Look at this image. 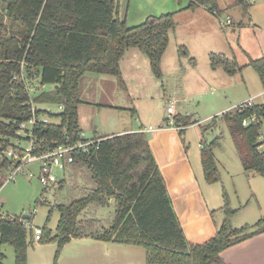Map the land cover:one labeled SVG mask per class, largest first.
<instances>
[{"label": "trees", "instance_id": "1", "mask_svg": "<svg viewBox=\"0 0 264 264\" xmlns=\"http://www.w3.org/2000/svg\"><path fill=\"white\" fill-rule=\"evenodd\" d=\"M193 1L207 4L216 15L223 12L214 0ZM117 2L0 0V187L11 166L1 151L15 137L18 124L30 116L24 84L13 79L15 74L24 70L38 78L41 85H53L50 90L35 95V102L62 105L57 122L34 129L37 140H43L44 149L66 141L72 144L79 138L78 84L84 73L114 76L122 83L119 60L126 49L134 47L147 58L151 73L161 77V57L168 44L169 31L174 27L173 13L148 15L141 23L129 26L125 19L118 18ZM238 3L243 9L249 6L245 0ZM193 5L190 0L187 7ZM12 41L15 44L11 47ZM208 58L212 69L220 65L228 75L251 67L264 88V57L249 58L245 64L217 53H210ZM251 114L258 123L243 126L241 120ZM219 119L227 126L243 169L264 177V151L258 148L264 103L224 112ZM215 121L216 116L211 118L208 127ZM192 123L191 115L174 117V125L182 127L178 130L180 135ZM208 127H201V133ZM217 143V138L209 142L200 140V161L207 183L219 180L213 155ZM73 158L68 171L75 182H83V193L69 202H55L59 212L55 231L51 234L42 227L38 240L56 243L52 264H57L64 244L71 238L82 237L140 246L145 252L146 264H223L224 250L264 232V216L252 224L232 227L230 220L238 209L229 207L224 193L221 209L225 216L214 236L203 244L189 243L147 135L142 131L104 137L89 146L87 152L75 150ZM68 183L65 175L57 185L62 189ZM89 206L113 207L107 227L96 228L95 218H80ZM21 218L0 215V245L12 246L14 264H26L28 239L33 237L32 230L21 224Z\"/></svg>", "mask_w": 264, "mask_h": 264}, {"label": "crops", "instance_id": "2", "mask_svg": "<svg viewBox=\"0 0 264 264\" xmlns=\"http://www.w3.org/2000/svg\"><path fill=\"white\" fill-rule=\"evenodd\" d=\"M156 1H163L161 6L156 7L158 10L156 14L171 12L174 21V27L168 34V44L161 57V77L156 78L151 73L147 58L137 48L130 47L126 49L119 60L122 83L114 76L112 77L115 80L103 78L102 75L104 74L86 72L81 76L78 84V93L81 100L77 107L78 123L81 131L88 138L95 136L107 137L136 131L144 132L147 135L150 149L163 177L186 240L191 244H203L214 236L217 226L221 224L225 215L222 212L223 214L218 221L214 219L215 207L212 206H216L217 209L221 206L212 205L213 202L217 204V200L210 197L212 194L210 191L208 192L205 189L204 193L201 188V183L205 179L200 161V151L198 159L195 158L197 157V152H195L194 161L196 163L193 164L188 155L189 148L185 146L183 134L180 135L176 128L166 126V117L163 119L164 121H159V124L155 127L145 126L140 117L136 115V110L130 106L133 104V99L139 97L141 91L145 89V74L147 75L148 69L157 80L163 81L169 78L170 86L165 88L161 84V88L159 87L156 90L157 92L155 91V96L163 98L164 102L161 101L159 104L161 108L166 106L168 101L173 100L175 102V114L177 115H183L178 111L177 102L184 103L189 99L185 94L193 91L191 90L194 89L192 86H196L204 92L208 88L214 90V87L217 86L229 88L231 91H233L232 86L237 88L236 92L233 91L232 99L230 95H224V97L233 101L229 102L228 105L221 104L213 113L222 114L227 112L228 108H232L237 102L249 98L253 100L254 104H263L264 88L259 78L257 84L255 77L248 72L247 67L249 66L231 75L230 80L226 82L228 84L215 82L213 74L217 70H215L216 68L212 69L209 62L206 66L203 65L202 61V68L195 69H197L198 64L196 50L206 55L207 60H209L210 53L222 54L228 58L234 57L237 61L241 54V56L246 57V63L249 58L264 57V1L257 2L254 0L252 3H248L247 9H243L238 0H214L215 6L223 11L222 15L228 14L232 17L233 26L230 28L233 33L238 29L239 32H236L237 38H234L231 34H224L226 28L220 26L217 15L204 8L203 4L191 0L194 5L187 7L190 1L188 0L184 4L178 1L171 7V4L167 3L166 5L167 0ZM147 14L144 13L142 18L154 15L153 13ZM117 15L118 18L127 20V16L121 18L122 13L119 4ZM172 40L174 41L172 46L174 49L170 46ZM168 47L173 49V52L169 55L171 58L170 63L164 59ZM235 47L238 48L240 54H236ZM194 80H197V83ZM98 82L110 84L112 90L120 85L119 87L126 91L124 95L127 97L128 102L123 105L117 104V95H112L107 98L105 103H102L104 104L102 107L96 108L100 105L98 101L99 91L96 88ZM133 86L136 88L134 89ZM178 89L185 93L177 95ZM176 95L181 97L179 98ZM236 96L237 98L234 99L233 97ZM101 108L103 110H100ZM99 111H103L101 112L103 119L98 118ZM132 115H136L135 119L132 118ZM205 116L209 117L210 114ZM198 120L201 121V119ZM149 126L152 129L149 130ZM240 209L243 210L244 208L241 207ZM250 212L253 213L251 217L255 216L256 213L252 209L249 210L248 216ZM244 215L246 218L247 213ZM256 216L263 217L264 213ZM261 217H258V219ZM258 219H255L253 223ZM248 222L250 221H246L245 224H248ZM80 245H85L89 250L85 252L76 251L72 255L62 256L65 257L62 261L64 263H60L62 260V257H60L59 264H146L144 250L140 252L132 248L133 246L142 248L140 246L115 241H99L87 237L71 238L68 243L62 246L63 255L68 247L77 249V246ZM120 245H125L127 248H120ZM119 250H123L124 253L120 255ZM221 257L223 264H264V232L224 250Z\"/></svg>", "mask_w": 264, "mask_h": 264}, {"label": "rangeland", "instance_id": "3", "mask_svg": "<svg viewBox=\"0 0 264 264\" xmlns=\"http://www.w3.org/2000/svg\"><path fill=\"white\" fill-rule=\"evenodd\" d=\"M178 1H180L181 4L188 2V0H167L166 5L168 3L171 4L172 7V5L176 4ZM256 1L260 2L264 0ZM162 2H158L156 0H118L117 3L119 4V8L122 13L121 18L127 16L126 24L129 26H133L144 21L145 18H142V15L144 13H153L154 15H158L156 14L158 13L156 7L161 6ZM223 17H225V15ZM237 30L238 29H236L235 33H233V30L230 27H227L224 30V34H231L234 38H237L236 32H239ZM14 44L15 41H12L11 47L14 46ZM170 44L171 48L174 49V47H172L174 45L173 40ZM173 49H170L168 47L164 56V59L168 60L169 63L171 60L169 55L173 52ZM234 50L236 54H240L237 47H235ZM196 53H198V56H196L198 64L197 69L195 70H198L200 67L202 68V61L203 65L205 64L207 66L209 60H207L206 55L201 54L200 51L196 50ZM238 63H246V57L241 56L240 54V58L238 57ZM215 68V70H217L216 73L213 74L215 76V82L228 84L226 82L230 80L231 75H228L220 65L216 66ZM247 68L248 72H250L255 77V80L258 84L259 80L256 72L253 71L251 67ZM102 76L103 78L115 80L114 77H110L109 75ZM145 76V89L141 91V95L139 97L137 96V98L133 99V104H131L130 107L136 110L135 113L140 117L143 125H151L155 127L159 124V121H164L163 119L166 117L165 106H163V108L159 106L161 101L164 102L163 98H157L155 96V91L159 87L161 88V84L165 88L169 87L171 82L168 80L169 78H166L163 81L161 80L162 82L160 80H157L151 75L149 69L147 70V75L145 74ZM194 82L197 83V80H194ZM34 84L36 87V90L34 91L35 94H38L41 91H48L53 86L51 84L41 85L38 78L34 81ZM119 86L120 85H118L116 89L112 90V86H110V84H102L98 82L96 84V88L99 91L98 101L100 105H98V107L96 108L99 109L100 107H102L104 105L102 103H105V101H107V98L111 97L112 95H117V104L123 105L127 103L128 99L124 95V92L126 91H124L125 89H121ZM133 88L135 89L136 87L133 86ZM192 88H194L191 89L193 91L189 92V94H185L189 98L186 102H177V107H179L178 111L181 114H191L192 122L195 120V118L201 119L202 121L201 124H192L190 126H187L186 129L182 132L185 139V146L189 148L188 155L192 163H196V161H194L195 152H197V157L195 158L198 159L199 144L201 139H203L205 142H209L214 138H217L218 140V143L213 150V155L219 173V180L212 184H207L205 181H202L201 188L204 193L205 189L208 192L210 191L212 193V196L210 195V197H214V199L217 200V204L213 202L214 204L212 203V205H217V207L219 205L222 207L224 204L225 193L229 202V207L231 209H238V211H236V213L230 220L232 227H241L246 223V221H250L248 222V224L253 223L255 219L261 217L256 215H261V213H264V177L258 175L254 171H246L243 169L237 149L229 135L227 126L221 121V119L219 122V116L221 114L216 112L213 113L216 109L219 108L221 104L228 105L229 102L233 101L231 100V96L234 94L233 91L236 92L237 88L232 86L231 89H233V91H231L229 90V88L217 86L214 87V90L208 88L206 92H204V90H199L196 86H192ZM183 93L185 92H182V90L178 89L177 95H183ZM224 95H230L231 99L224 97ZM237 96L233 98L235 99L237 98ZM177 97L180 98L181 96ZM47 107L52 109L51 106ZM230 109L231 108H228V110ZM100 110H103V108H101ZM99 112L98 118L101 117L103 119V115L101 114V112L103 111ZM211 113L213 114L211 115ZM209 114V117L205 116ZM215 115L217 116L216 121L213 125L208 127L212 123L211 118ZM135 116L132 115V118L135 119ZM203 126H207L208 129L201 133L200 128ZM260 131L263 134L264 122L261 124ZM21 145L26 146L27 142L21 141ZM27 169L32 170V172L36 174L37 166L32 165L27 167ZM56 174L58 178H63L66 175V179L69 181V183L62 189H59L58 185L55 184L51 189L44 190L40 186L36 177L29 178L25 175H19L14 182H9L1 186L0 215L7 217H22V215H28L30 216V218L27 219L29 226H45L48 230H50L51 234H53L57 221L59 219V212L54 207L55 202H69V200H71L72 198H75L83 193V182L79 179L78 182H75V177L70 174V171L67 170L66 172H63L57 170ZM212 207H215L214 219L218 221V219H220V216H222L223 214V210L221 208L217 209L216 206ZM241 207H243L244 209L241 210ZM251 209L254 210V213H256L253 217H251V215H253L252 212H250L248 216V212ZM246 213L248 218H245L244 214ZM112 216V206H107L104 208L89 206L81 213L80 218L83 220L95 218V227L99 228L100 226L107 227L112 220ZM56 248L57 245L54 241L40 242L34 240L33 237H31L30 239H28L26 264H52L54 261ZM120 248L127 247L125 245H120ZM132 248L143 252L142 248L134 246ZM87 250L89 249L85 245L77 246V249L68 247L65 250L64 255L62 253V250H60L56 261L59 264V261L61 260H59L60 257L72 255L76 253V251L85 252ZM122 253H124L123 250H119V254L121 255ZM0 254L3 255V258L0 255V264H14V251L12 246L8 244H1ZM64 258L65 257H62L60 263H64L62 262L64 261Z\"/></svg>", "mask_w": 264, "mask_h": 264}, {"label": "built area", "instance_id": "4", "mask_svg": "<svg viewBox=\"0 0 264 264\" xmlns=\"http://www.w3.org/2000/svg\"><path fill=\"white\" fill-rule=\"evenodd\" d=\"M247 3H252L254 0H246ZM203 7L208 9L207 4H203ZM225 15V17H223ZM217 15L220 26L227 28L233 26V19L228 14ZM223 17V18H222ZM13 79L20 81L24 84V89L28 96V104L30 106V116L25 121L18 124L15 137L10 140L9 145L1 151V155L9 159L11 166L5 173V177L1 186L6 183L14 182L19 175H25L29 178L36 177L40 186L44 190H49L59 182L61 178H58L56 171L66 172L71 163L73 162V152L75 150L88 151L89 146L97 144L104 137L95 136L93 138L85 137V134L81 131L79 138L74 143L63 142L56 143L52 148L44 149L41 146L43 140L38 141L34 134V129L39 125L55 123L59 120L58 114L62 111V105L38 103L34 101V93L36 90L34 81L36 80L34 75L26 73L21 70L19 74H15ZM254 105L251 98L239 102L233 106L230 110L241 111L245 108L252 107ZM51 106V108L47 107ZM166 111V125L176 128L177 130L182 127H176L174 125L175 117V102L173 100L168 101L165 106ZM201 121L196 119L192 124H199ZM258 123V119L254 114L249 115L241 120L243 126L249 124ZM152 129L151 126L148 128ZM259 150L264 151V136L259 129L258 133ZM21 141H26L27 145L22 146ZM36 165V174L27 167ZM21 224L26 228H30L33 232V239L38 241L42 234V227L29 226L27 219L21 218Z\"/></svg>", "mask_w": 264, "mask_h": 264}, {"label": "water", "instance_id": "5", "mask_svg": "<svg viewBox=\"0 0 264 264\" xmlns=\"http://www.w3.org/2000/svg\"><path fill=\"white\" fill-rule=\"evenodd\" d=\"M5 57H6V55H5ZM22 218H23V219H28L29 216H28V215H22Z\"/></svg>", "mask_w": 264, "mask_h": 264}]
</instances>
